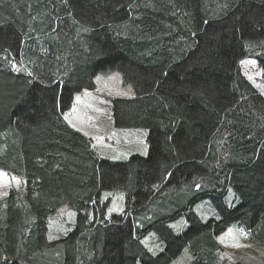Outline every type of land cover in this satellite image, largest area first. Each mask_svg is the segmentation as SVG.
<instances>
[{
    "label": "trees",
    "instance_id": "16d2710c",
    "mask_svg": "<svg viewBox=\"0 0 264 264\" xmlns=\"http://www.w3.org/2000/svg\"><path fill=\"white\" fill-rule=\"evenodd\" d=\"M245 59L264 76V0H0V171L25 181L0 201V264L53 246L59 264H170L184 251L218 264L234 226L264 245V96ZM116 73L135 97L111 101L114 126L146 130L149 148L125 162L99 158L64 119ZM105 192L124 195L123 214L107 219ZM68 212L73 231L50 242L48 220Z\"/></svg>",
    "mask_w": 264,
    "mask_h": 264
},
{
    "label": "rangeland",
    "instance_id": "374dc122",
    "mask_svg": "<svg viewBox=\"0 0 264 264\" xmlns=\"http://www.w3.org/2000/svg\"><path fill=\"white\" fill-rule=\"evenodd\" d=\"M243 75L253 84V86L264 96V76L254 60H245L241 63ZM96 90L93 92L82 91L81 94L76 95L74 105L72 108L65 113L67 120L71 121V124L78 126L82 125L84 128L92 130H100L99 126H102L104 131H113L115 128L114 121L111 116V101L113 99H132L135 97L134 87L127 82H124L120 74H112L110 76H103V74L95 77ZM84 93V94H83ZM87 104H91V111L87 107ZM102 105V106H101ZM98 114L99 117H98ZM75 122V123H74ZM95 125V128H90L91 123ZM118 130V129H117ZM135 135L140 137L142 140L138 144L136 150L147 156L148 144H147V131L136 129ZM146 133V137H143ZM118 141V140H117ZM144 142V143H143ZM125 139L122 135H119V141L112 143V150H115L120 154L121 149H125ZM132 150V148L130 149ZM127 153L124 151L122 154ZM124 156V155H123ZM25 188V181L22 178L10 175L0 171V201L6 198L10 191H21ZM228 205H231L232 194L229 193ZM102 202L109 203L108 219L113 214H122L125 207L124 195L105 192L101 197ZM194 212L200 216L203 221H207L215 217V211L212 208L209 201H203L195 205ZM75 212H68L62 218H52L48 227V239L50 242H58L65 238L71 231L75 224ZM183 222V227L180 223ZM186 227L184 219H180L176 222H171L169 228L174 232L181 233ZM144 236L145 246L153 254L162 252V248L159 246L157 236L152 232ZM220 251L218 255V264H264V245H258L254 242L252 235L243 229L237 227L229 228L225 233L220 235L219 240ZM55 247V248H54ZM161 248V249H160ZM48 251L45 254L35 253L31 259L30 264H59V248L53 246L52 249H46ZM191 257L186 251L183 252L182 256L176 261L170 264H189Z\"/></svg>",
    "mask_w": 264,
    "mask_h": 264
},
{
    "label": "crops",
    "instance_id": "0c3cea01",
    "mask_svg": "<svg viewBox=\"0 0 264 264\" xmlns=\"http://www.w3.org/2000/svg\"><path fill=\"white\" fill-rule=\"evenodd\" d=\"M74 103H73V105H74ZM87 105H88L87 107L91 111V104H87ZM64 119L74 130L78 131L83 136H85L87 139H90L93 142V149L97 153L98 157L101 159L109 160L112 162H125L129 159L130 156L139 155V156L145 157V155H146V153L141 154L136 150L138 144L144 140H142L140 137L136 136L135 131L117 130V129H114L112 132L111 131H104L102 129V126H99L100 127L99 131L98 130H92V129H88L87 127L84 128L80 124H77L78 126H74V124H71L70 120H67V118L65 117V114H64ZM119 135L123 136V138L125 139V142H126V146H128L125 149H121L120 154H118L115 150L111 149L112 143L119 141ZM143 137H146V133H144ZM131 148H132V150H130ZM124 151H127V153L122 154ZM113 215H115V214H113ZM107 216H108V212H107ZM107 219H108V217H107ZM51 220H52V218L49 219L48 227L50 225ZM148 236H153V235H148ZM148 236H146L145 238H147ZM145 238L143 239V243L146 240Z\"/></svg>",
    "mask_w": 264,
    "mask_h": 264
},
{
    "label": "bare ground",
    "instance_id": "6f19581e",
    "mask_svg": "<svg viewBox=\"0 0 264 264\" xmlns=\"http://www.w3.org/2000/svg\"><path fill=\"white\" fill-rule=\"evenodd\" d=\"M217 143V142H216ZM219 182V181H218ZM76 217V216H75ZM49 221V220H48ZM161 249V248H160ZM156 256V255H155Z\"/></svg>",
    "mask_w": 264,
    "mask_h": 264
},
{
    "label": "clouds",
    "instance_id": "9594fccd",
    "mask_svg": "<svg viewBox=\"0 0 264 264\" xmlns=\"http://www.w3.org/2000/svg\"><path fill=\"white\" fill-rule=\"evenodd\" d=\"M123 214V213H122ZM116 215H119V214H116Z\"/></svg>",
    "mask_w": 264,
    "mask_h": 264
}]
</instances>
